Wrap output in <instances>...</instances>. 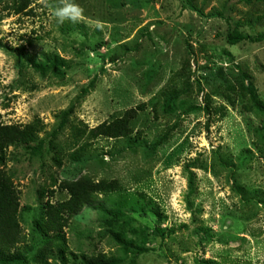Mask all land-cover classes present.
<instances>
[{
  "label": "rangeland",
  "instance_id": "374dc122",
  "mask_svg": "<svg viewBox=\"0 0 264 264\" xmlns=\"http://www.w3.org/2000/svg\"><path fill=\"white\" fill-rule=\"evenodd\" d=\"M190 1L222 16L180 0H71L83 15L60 23V0L21 12L1 0L0 121L39 119L44 141L39 154L9 146L2 164L28 257L44 243L36 207L66 200L62 185L87 177L120 189L96 193L71 218L53 264H264V112L242 89L264 103V0ZM233 29L254 39L229 44ZM139 105L133 144L89 134ZM103 208L124 215L112 221Z\"/></svg>",
  "mask_w": 264,
  "mask_h": 264
},
{
  "label": "trees",
  "instance_id": "16d2710c",
  "mask_svg": "<svg viewBox=\"0 0 264 264\" xmlns=\"http://www.w3.org/2000/svg\"><path fill=\"white\" fill-rule=\"evenodd\" d=\"M12 8L16 12L25 10L29 4L35 0H12ZM1 2V0H0ZM181 7L197 12L204 17L222 16L221 13L204 14L190 0H180ZM253 40L250 35L243 33L237 29H233L227 33V41L229 44H236L244 40ZM256 39H259L257 37ZM34 68L44 74L46 67L35 64ZM48 68V67H47ZM95 79L90 81L88 87L82 89L80 97H84L94 87ZM249 91L252 102L256 108L264 112V103L259 100L253 90L242 88ZM143 106L127 110L122 116L113 119L110 122H103L89 130V134L96 138L98 136L109 137H125L129 143L133 144L131 139V122L137 116V111L142 110ZM74 108L70 107L61 114V121L58 130L61 129L67 121ZM39 119L25 125L20 124H3L0 121V264H53L48 261L52 256L53 249H57L59 255H63L66 248V239L63 232L67 227L71 218L76 215L83 206L92 202L93 196L99 192H108L120 189L117 181H99L93 182L91 179L84 177L75 181H67L62 185L66 189L69 197L57 203L46 201L36 207V214L33 220L34 231L41 235L43 239L42 247L33 255L28 257V251L31 246L25 245L23 248L19 246L24 242V235L18 220L19 197L16 195L11 176L2 167L5 158V151L9 146L16 143H23L31 154H39L43 148L44 141L38 139L40 130ZM56 130L54 133H56ZM166 134L156 140L152 148L156 149L166 141ZM36 142V143H35ZM35 143L34 145H31ZM73 157L78 159L80 153H73ZM192 174H190L191 187ZM103 210L110 216L112 221L117 220L124 213L120 210ZM159 215V213L157 212ZM116 239L119 242L120 234L116 233ZM124 243V242H123ZM55 250V249H54ZM88 264H117L115 259L97 260V262H88Z\"/></svg>",
  "mask_w": 264,
  "mask_h": 264
},
{
  "label": "clouds",
  "instance_id": "9594fccd",
  "mask_svg": "<svg viewBox=\"0 0 264 264\" xmlns=\"http://www.w3.org/2000/svg\"><path fill=\"white\" fill-rule=\"evenodd\" d=\"M41 3L46 4L47 0H41ZM83 9L71 0H60L59 6L55 8L54 15L58 22L63 23L66 19L76 22L81 19Z\"/></svg>",
  "mask_w": 264,
  "mask_h": 264
}]
</instances>
